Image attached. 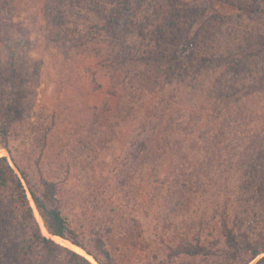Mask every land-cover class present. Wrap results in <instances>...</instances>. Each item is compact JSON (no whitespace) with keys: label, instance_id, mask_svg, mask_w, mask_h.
Here are the masks:
<instances>
[{"label":"rangeland","instance_id":"1","mask_svg":"<svg viewBox=\"0 0 264 264\" xmlns=\"http://www.w3.org/2000/svg\"><path fill=\"white\" fill-rule=\"evenodd\" d=\"M128 3L130 22L128 29L121 31L117 26H100L108 13L120 5L119 0H0V69L7 77L13 68L20 83L17 112L10 120V146L20 163L38 159V165L29 168L35 186L40 187L42 175L57 182L62 208L86 235V241L91 229L103 225L110 228L104 237L116 256L130 258L126 261L131 264H148L158 257L165 264V240L185 234L202 213L208 225L205 233L215 229L217 221L211 210L218 204L217 182L221 179L227 178L237 186L240 199L232 205L236 223L243 220L242 229L250 233H254V225L264 228L262 204L246 201L252 193L247 186L251 179L245 174L246 168L234 166L227 171V158L220 151L225 141L219 143L224 138H235L232 130L236 126L257 128L256 122L264 115V89L258 86L254 90L249 79L258 78L263 65L252 63V68L242 71L236 81L230 78L232 72L222 79L225 65L215 61L212 68L199 74L187 66L181 76L186 85L166 86L167 91L155 98L158 101L162 97L164 102L159 103L160 99L155 104L150 98L151 88L143 85L153 72V64L134 66L137 70L129 75H138L136 88L125 90L120 82L126 67H130L129 60L122 61V46L128 51L157 49V27L168 5L164 0H149L141 6L135 0ZM179 3V8L185 4L206 5L205 16L209 17L213 13L234 16L229 32L224 31V24L216 37L203 43L210 52L219 51L226 38L231 40L244 28L264 27V21L249 13L244 14L247 22L241 26L237 16L242 11L222 0ZM71 34L75 39L70 38ZM234 51L238 57L239 50ZM113 72L117 76L114 81ZM5 79L2 93L8 95L12 83L10 77ZM152 87L156 89L152 95L159 93L158 86ZM229 89L231 93L227 94ZM114 90L116 94H111ZM242 94L249 103L243 114L235 103ZM227 101H233L231 112L227 111L219 123H228V136L205 132L204 141L200 140V128L193 130L190 118L203 115L209 107L216 113ZM238 114L242 118L234 122ZM188 135L190 141L179 144ZM139 136L150 137L151 154L133 158L129 150ZM193 139L198 140L201 149L184 148ZM245 145L236 138L227 151L238 156ZM2 155L12 162L9 151L0 147ZM202 161L217 171L213 169L210 177L206 176L198 166ZM172 209L176 211L170 213ZM35 213L43 231L51 236L36 209ZM139 226L145 229L143 236L138 234ZM51 237L95 262L69 240Z\"/></svg>","mask_w":264,"mask_h":264},{"label":"trees","instance_id":"2","mask_svg":"<svg viewBox=\"0 0 264 264\" xmlns=\"http://www.w3.org/2000/svg\"><path fill=\"white\" fill-rule=\"evenodd\" d=\"M56 1L60 2L61 0ZM135 1L138 2L137 6L149 2V0ZM164 1L168 8L167 13L162 10V21L158 23L156 38L159 45L157 49L151 48L147 52H141L133 48L128 51L122 46L124 55L122 61L127 62L129 60L130 62V67H126V74L120 80L125 90L137 87L135 76L138 77V75H129L132 70H137L134 66H138L137 64L142 62L149 65L153 64V72L148 76L147 83L143 85L151 88L149 93L151 100L153 99L156 104L161 99L159 102L161 103L165 99L161 97L155 101V98L162 96L167 91L166 86L186 85L181 76L186 71L187 66L191 65L199 74L198 72L202 73L207 68H212L211 63H214L213 61L219 65H225L226 71L222 72V79L224 76L230 77L229 73L232 72L230 78L233 81L238 80L242 71L250 70L252 63L258 65L259 62H262L263 70L259 73L258 78L249 80L250 86L254 90L258 86L261 88L259 90L264 89V27L253 30L244 28L231 40L226 38L224 44L219 47V51L210 52L203 43L212 36L216 37L224 24H226L224 31L229 32L231 29L229 23L233 21L234 16L213 13L209 17L205 16L207 15L206 5L185 4L179 8V0ZM222 1L236 6L242 11L237 16V21H240L241 26L247 22L244 14L248 13L256 14L259 21H264V0ZM119 2L120 5L112 9L105 17L101 27L109 29L117 26L121 31L128 29L130 22L128 10L131 6L128 5L130 4L128 3L129 0H126V3L124 0H119ZM200 15L204 18L202 19V16L200 18ZM198 22L199 24H197ZM193 29L192 35L191 30ZM228 37L231 38L232 35ZM70 38L75 39V36L71 34ZM188 46L191 48L189 49ZM251 47L253 49L247 51ZM235 49L240 52L238 57L234 55ZM210 50L214 49L211 48ZM8 77H10L12 87L8 95H5L2 93L4 92L3 82ZM116 77L113 72V81ZM164 81V86H161ZM153 85L159 87V93L152 95L151 92L156 91L152 87ZM19 86L20 83L13 68L10 73L8 72L7 77L0 69V147L9 151L12 160L11 162L6 155L0 156V264H131V262L126 261L130 258L116 256L108 247L104 235L105 231L110 229L109 227L105 228L103 225L94 227L91 229V233L88 231L90 233L89 240H85L86 235H82V232L70 221L62 208L57 182L48 180L42 175L40 187L34 185L30 178L29 168H33L34 164L35 166L38 165V159L35 162L26 159L20 163L12 155L10 120L17 112L15 105ZM219 86L224 87V85ZM112 92L115 93L111 94H116L115 90ZM230 93L229 89L227 94ZM245 96L246 94H242L235 102L242 114L248 110L247 105L249 103L243 100ZM232 104L233 101L223 102L216 113L213 112V108L209 107L210 110L203 115L200 113L197 117L190 118V124L195 126L193 130L200 128L199 135L196 134L200 140L204 141L202 136L205 132H214L222 137L224 134H227L226 137L228 136V123L226 126V124L221 125L219 122L227 111L231 112ZM240 118L242 115H236L234 122H238ZM255 125L257 128L250 130L239 129L236 126L237 129L232 130L235 138H224L219 143L225 141L223 144L225 149L220 148V151L221 156L227 158L226 167L230 168L227 171H231L234 166L246 168L245 174L251 179L247 182V186L252 188V193L246 198V201L262 204L264 211V115L260 122H256ZM236 138L246 142L243 152L238 156L227 151V147ZM190 139L191 137L188 135L184 141L179 140V144L186 143L185 140L189 142ZM188 142L187 146L182 145L187 150L201 149V146L197 145L198 140L193 139L190 145ZM132 144L129 151L133 158H138L142 154H151L150 137H136ZM161 146L163 145L161 144ZM235 158L238 159L237 163H235ZM220 165L221 163L218 164V166ZM198 166L203 169L202 172L208 177L212 174L211 170L217 171L218 169L213 166L212 168L209 167L206 161L199 162ZM195 176H197V172H195ZM213 178L218 180L216 177H211V179ZM217 183L218 204L211 210V215L217 221L215 229L205 233L208 230V225L204 222L206 218H203L206 214L202 213L201 219L191 223L185 234L172 237L168 239L169 241L165 240V252H167L165 264H264V228L254 225V233L243 230L244 221L240 220V223H236V218L232 214L234 211L232 205L234 206V203L240 199L239 195H236L237 186L230 184L227 178L221 179ZM209 185L211 189H214L213 184L210 183ZM35 209L39 212L50 235L62 237L81 247L93 257L95 262L85 254L65 246L47 235L36 216ZM173 210L176 211L172 209L170 213ZM207 220L209 221V219ZM138 223L141 222L138 221ZM194 231L196 232L192 234ZM144 232L143 226H139V236H143ZM161 242L163 243L162 239ZM148 264L162 263L156 257L153 262Z\"/></svg>","mask_w":264,"mask_h":264},{"label":"water","instance_id":"3","mask_svg":"<svg viewBox=\"0 0 264 264\" xmlns=\"http://www.w3.org/2000/svg\"><path fill=\"white\" fill-rule=\"evenodd\" d=\"M51 236H53V235H51Z\"/></svg>","mask_w":264,"mask_h":264}]
</instances>
